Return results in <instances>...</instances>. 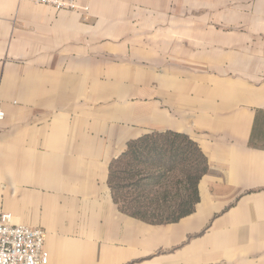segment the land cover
Listing matches in <instances>:
<instances>
[{
	"label": "crops",
	"instance_id": "0c3cea01",
	"mask_svg": "<svg viewBox=\"0 0 264 264\" xmlns=\"http://www.w3.org/2000/svg\"><path fill=\"white\" fill-rule=\"evenodd\" d=\"M0 0V212L47 264H264V0ZM207 160L175 221L122 212L109 162L147 132Z\"/></svg>",
	"mask_w": 264,
	"mask_h": 264
},
{
	"label": "trees",
	"instance_id": "16d2710c",
	"mask_svg": "<svg viewBox=\"0 0 264 264\" xmlns=\"http://www.w3.org/2000/svg\"><path fill=\"white\" fill-rule=\"evenodd\" d=\"M207 160L195 141L174 131L147 132L127 141L108 165L106 183L122 212L146 221H175L190 213L197 201V183ZM174 173H178L174 175ZM174 178L184 192L176 210L162 220L149 218V188ZM168 195H164L163 201Z\"/></svg>",
	"mask_w": 264,
	"mask_h": 264
},
{
	"label": "built area",
	"instance_id": "2783aa9c",
	"mask_svg": "<svg viewBox=\"0 0 264 264\" xmlns=\"http://www.w3.org/2000/svg\"><path fill=\"white\" fill-rule=\"evenodd\" d=\"M35 4L50 5L56 9H82L79 0H26ZM4 116L0 108V119ZM45 234L41 228H31L13 221L12 215L0 212V264H47L43 248Z\"/></svg>",
	"mask_w": 264,
	"mask_h": 264
},
{
	"label": "rangeland",
	"instance_id": "374dc122",
	"mask_svg": "<svg viewBox=\"0 0 264 264\" xmlns=\"http://www.w3.org/2000/svg\"><path fill=\"white\" fill-rule=\"evenodd\" d=\"M178 173H174L177 175ZM178 176V175H177ZM176 179H164L163 184L149 188V218L162 220L170 215L177 208L179 194L183 193L182 187L175 182ZM164 195H168L163 201Z\"/></svg>",
	"mask_w": 264,
	"mask_h": 264
}]
</instances>
